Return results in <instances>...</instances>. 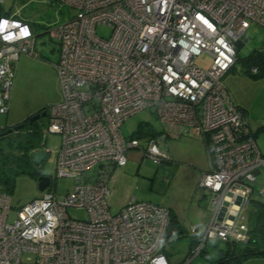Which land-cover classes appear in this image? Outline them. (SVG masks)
Masks as SVG:
<instances>
[{
	"label": "built area",
	"instance_id": "2783aa9c",
	"mask_svg": "<svg viewBox=\"0 0 264 264\" xmlns=\"http://www.w3.org/2000/svg\"><path fill=\"white\" fill-rule=\"evenodd\" d=\"M38 1L75 9L47 28L58 42L54 66L63 101L49 108L44 136L60 139L54 177L76 182L62 195L46 187L12 222L11 196L0 190V264H173L164 253L170 209L131 198L113 213L108 182L116 166L126 165L129 150L160 164L169 158L159 144L185 134L209 154L210 169L197 187L211 196L210 214L204 223L188 224L199 243L174 264H191L209 239L248 243L246 211L254 200L264 202V152L222 78L251 23L264 27V0ZM16 14L0 15L2 114L9 111L19 57L34 46L29 22ZM98 26L110 35H99ZM202 53L212 57L207 69L195 63ZM144 109H153L162 131L127 139L123 121ZM94 168L96 175L87 176ZM71 207L86 217L72 218Z\"/></svg>",
	"mask_w": 264,
	"mask_h": 264
},
{
	"label": "rangeland",
	"instance_id": "374dc122",
	"mask_svg": "<svg viewBox=\"0 0 264 264\" xmlns=\"http://www.w3.org/2000/svg\"><path fill=\"white\" fill-rule=\"evenodd\" d=\"M0 12H15L26 17L35 32L31 53L21 54L16 65L9 111L6 114L0 113V126L5 128L22 122L42 109L48 113L51 106L63 101L59 76L54 66L59 56L58 42L50 37L47 28L55 22L67 19L69 14L73 15L75 9L59 2L3 0L0 2ZM97 32L103 37H108L111 29L98 26ZM258 50L264 51V27L251 23L237 49L240 60L224 74L222 81L234 103L244 113L252 131L256 133V142L264 152V130H260L264 126V74L252 76L244 63L245 58ZM195 63L207 69L212 64V57L202 53L195 58ZM47 119L48 115L39 118L38 122L43 123L46 128ZM140 126L150 128V131L155 133L163 129L153 109H144L123 121L122 134L128 139L137 133ZM10 137L19 139L16 131L10 133ZM59 143L58 134L48 133L45 139L46 148L50 150L48 156L40 166L32 163L26 168L28 171L16 176L9 191L10 222L16 219L20 206L43 194L38 188L39 174L51 177V183L46 190L59 195L66 194L74 186L76 180L73 177H54V152ZM159 146L168 153L167 161L157 164L151 158H141L140 154L132 153L133 157L128 158L126 165L113 169L109 176L110 195L107 197V203L113 213L119 211L131 198L153 202L175 211L185 230L181 237H174L165 244L164 253L173 264L181 263L192 248L193 236L187 230L188 224L204 223L209 218L211 196L197 187L201 172L209 170V154L199 139L188 134L175 138L167 137ZM96 173L97 168H94L87 176ZM260 180L264 183V172ZM248 208H251V205ZM247 212L248 209L246 215ZM68 213L76 219L86 217L83 209L71 207L68 208ZM260 243L264 242L260 240ZM257 247L264 249L259 244ZM225 249L224 242L209 239L204 244L202 253L191 264H210L217 259L218 251ZM239 264H264V255H253Z\"/></svg>",
	"mask_w": 264,
	"mask_h": 264
},
{
	"label": "trees",
	"instance_id": "16d2710c",
	"mask_svg": "<svg viewBox=\"0 0 264 264\" xmlns=\"http://www.w3.org/2000/svg\"><path fill=\"white\" fill-rule=\"evenodd\" d=\"M11 13L12 12H0V15H9ZM16 16L28 21L26 17L20 14H16ZM28 22L30 23V21ZM239 60L240 58L237 55L235 63ZM244 63L246 67L249 68L248 72H250L252 76H261L264 74V51L258 50L252 52V54L244 59ZM253 66L257 67V72L251 71ZM23 121H25L24 128L16 131L19 137L18 140H14L10 137V133L0 135V190L7 193L12 189L16 176L19 173L28 171L26 168L32 164L31 154L42 148L45 144V125L38 122V120L29 124L28 117ZM8 127L3 128L0 133L4 132ZM150 130V128L140 126L136 134H139V136L140 134L154 135L155 132ZM247 223L249 226L248 244H225L226 249L219 250L217 259L211 261L210 264H239L241 261L253 255H264V249H259V247H257L259 244L261 248H264V243H260V240L264 242V202L254 200L251 203V208H248L247 212ZM184 230L177 216L170 211L169 225L165 234V244L174 237H181V233ZM199 240V235L194 236L191 242L192 246L198 244Z\"/></svg>",
	"mask_w": 264,
	"mask_h": 264
},
{
	"label": "water",
	"instance_id": "95a60500",
	"mask_svg": "<svg viewBox=\"0 0 264 264\" xmlns=\"http://www.w3.org/2000/svg\"><path fill=\"white\" fill-rule=\"evenodd\" d=\"M46 115H47L46 110L37 111L36 113H34L28 117V122H29V124H32L34 121L38 120L39 118L45 117ZM24 126H25V121H22L18 124H14L12 126H9L8 128H6L4 130V132L0 133V135H6L9 133H12L13 131H18V130L24 128ZM45 146L46 145L44 144V146L42 148L36 150L35 152H33L31 154V160L35 166H40L42 164V162L45 160V158L48 156L49 152L45 148ZM37 178H38L39 190L44 191L46 189V187L49 186L50 176L45 175V174H40ZM228 200H229V196H227L226 201L224 202L225 205L228 204ZM239 201H240V197L237 198L236 203H239ZM224 210H225V207H223L222 210L220 211V216H219L220 219L223 216ZM232 219H233V215L230 216V219L228 222L231 223Z\"/></svg>",
	"mask_w": 264,
	"mask_h": 264
},
{
	"label": "crops",
	"instance_id": "0c3cea01",
	"mask_svg": "<svg viewBox=\"0 0 264 264\" xmlns=\"http://www.w3.org/2000/svg\"><path fill=\"white\" fill-rule=\"evenodd\" d=\"M30 24V27H31V29H32V31H33V33H35L34 32V29H33V27L31 26V23H29ZM36 36V35H35ZM240 44H241V41H238L237 42V49H238V47L240 46ZM20 123V122H19ZM16 124H18V123H16ZM14 125V124H13ZM10 126H12V125H10ZM132 153H137V154H140V156H141V158H143L142 157V155H141V153L138 151V150H129L127 153H126V157H127V160H128V158H131V156H132ZM133 157V156H132ZM209 161H210V158H209ZM209 169H210V167H209ZM205 171V170H204ZM199 179V178H198ZM110 188V187H109ZM110 195V194H109ZM127 203V202H126ZM125 203V204H126ZM124 204V205H125ZM170 211H172L176 216H177V218H178V214L175 212V211H173L172 209H170ZM178 220H179V222H180V219L178 218ZM181 223V222H180Z\"/></svg>",
	"mask_w": 264,
	"mask_h": 264
},
{
	"label": "flooded vegetation",
	"instance_id": "af4514ba",
	"mask_svg": "<svg viewBox=\"0 0 264 264\" xmlns=\"http://www.w3.org/2000/svg\"><path fill=\"white\" fill-rule=\"evenodd\" d=\"M40 175V174H39Z\"/></svg>",
	"mask_w": 264,
	"mask_h": 264
}]
</instances>
